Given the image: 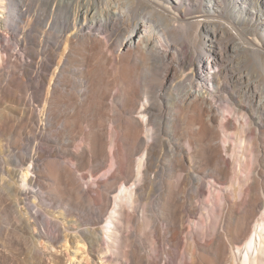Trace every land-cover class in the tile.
<instances>
[{"label":"bare ground","instance_id":"1","mask_svg":"<svg viewBox=\"0 0 264 264\" xmlns=\"http://www.w3.org/2000/svg\"><path fill=\"white\" fill-rule=\"evenodd\" d=\"M10 1L13 11L3 19V31L0 27V95L12 94L14 88L25 91L26 80L33 90L30 109L26 108L19 119L15 142L27 127L32 132L40 120L43 131L39 138L57 144H35L32 150L15 156H0V209L12 210L25 224L29 243L25 257L36 256V264H46L45 258L59 264H118L111 253L118 234L128 232L130 246L123 264H173L162 256L157 260L141 259L133 226L145 221L147 214L157 221L156 215L150 213L152 189L160 193L157 207L172 210L193 176L194 198L205 195L207 190L212 201L217 192L219 213L206 208L208 221L197 235L190 236L192 244L214 254L211 264H264V189L256 172L264 147V139L257 131L261 126L264 130V118L254 115V111L256 122L246 114L244 119H236L242 148H230L228 138L221 142V132L229 131L232 122L218 114L216 99L223 86L232 88L235 83L244 86L264 107V47L258 43L259 37L264 39V9L258 2L264 0H42L44 7L23 26L22 21L32 11L28 2L33 0ZM4 3L0 0V6ZM225 14L233 16V20H223ZM33 18L44 23L35 35H31ZM239 22L246 25L252 37L226 40L237 34L234 24ZM251 22L255 25H249ZM10 41L30 59L21 67L23 82L7 70L10 64L18 66L20 59L11 52ZM33 42L35 47L30 46ZM224 48H230L238 57L225 62ZM38 58L42 60L37 62ZM55 62L42 97L37 90L45 86ZM185 69L190 71L185 73ZM33 72H37L38 82ZM89 84L97 86L90 97ZM114 84L119 85V90L110 88ZM53 90L83 94L97 108L104 106L107 95H112L110 107L118 118L110 120L108 128L96 122L87 127L76 125L70 117L65 128L51 132L54 119L58 118L59 123L64 116L57 111L61 103L51 100ZM15 99L25 101L19 95ZM35 102H42V107H36ZM190 107L196 111L192 120L181 115ZM182 124L194 127L193 136L180 131ZM7 125L0 118V139L5 137ZM249 135V149H253L254 156L250 167L245 155L248 144L243 143ZM78 138L82 144L76 150L72 146ZM43 159L46 163L41 165ZM68 162L82 173L89 187H97L96 197L87 196ZM197 163L200 167L195 166ZM107 166L108 170L100 173ZM172 175H176L175 183L168 180L175 177ZM51 180L62 183L68 195L49 186L47 181ZM47 186L54 197L49 199L50 218L45 220L40 208L44 206L42 188ZM144 201L147 202L142 204ZM87 207L91 211L82 214ZM198 210L191 205L187 212L194 216ZM224 215L232 243L229 257L217 227ZM69 216H74L72 222L77 224L74 233H68L64 222ZM212 219L216 225L210 224ZM49 223L53 224L52 233ZM182 223L176 215L172 219L174 244L180 243ZM208 237V243H199V238ZM160 240L159 236L157 245ZM73 248V257L68 258L65 250ZM198 257L204 262L200 254ZM174 264L185 263L180 260Z\"/></svg>","mask_w":264,"mask_h":264},{"label":"rangeland","instance_id":"2","mask_svg":"<svg viewBox=\"0 0 264 264\" xmlns=\"http://www.w3.org/2000/svg\"><path fill=\"white\" fill-rule=\"evenodd\" d=\"M116 1V0H115ZM119 1H125V0H119ZM29 7L31 8V12L28 13L30 16H26L24 20L22 21V26L27 25L28 20L37 12V10L41 9L44 7V2L42 0H33L32 2H28ZM252 4L249 3V8L252 7ZM258 5L264 9V1L263 2H258ZM28 6H24L26 9ZM13 7L11 4L10 0H5V3L3 6H0V27H2L3 19L5 18L7 13H12ZM232 15L234 16V11L231 12ZM254 15V14H252ZM233 16L226 15L224 16L223 20L226 21H231L233 20ZM256 16V15H255ZM259 15H257L258 17ZM264 19V16L263 18ZM262 21V20H261ZM33 22H35L33 25L34 27L31 29V35L37 34L36 29H40V26H44V23H42L40 20H35L33 18ZM9 24V22H6ZM249 25H255L253 22L249 23ZM14 27V26H13ZM1 30H4V26L1 28ZM53 30H56V27L53 28ZM234 30L237 32V34H234L233 31H229L230 34L234 35H229L226 40H230L231 42L239 41L241 37H244L248 35V37H252L251 32L249 31L248 28H246L245 24H241L240 22L237 24H234ZM257 37V36H256ZM236 38V39H235ZM253 43V42H252ZM258 43L261 44L262 47H264V39L259 37ZM10 47H11V52L14 54H17L20 59L17 60L18 66H15L14 64H10L9 67L7 68L8 71L12 73L15 78L17 77L19 81L23 82L22 78V73H21V67L23 66L24 63L28 62L30 59L25 58V54H23V51L20 50L19 47H17L16 44H14L12 41L9 42ZM259 44V45H260ZM225 45V44H224ZM35 47V43L33 42L32 45ZM18 48V49H17ZM24 50V49H23ZM227 50V51H226ZM225 48L223 49V52H225V59L224 61L227 62L228 60H232L234 57H238L237 54L233 53L230 48L229 50ZM12 61H16V57L11 58ZM37 62L41 61L42 59H36ZM224 62V63H225ZM53 67L51 68L50 72L47 75V81L46 84L43 88H40L38 91L39 95L42 97H45V93L47 92V87L49 85V82L52 78V73L53 70L56 66V62L52 64ZM244 69V67H241ZM190 69H185V73H188ZM34 74V75H33ZM33 77L35 78L34 80L38 82L39 76L37 72H33ZM26 80V79H25ZM224 80V78H222ZM53 81L56 85V80L53 78ZM35 82V84H37ZM27 85V89L25 91H19L17 88H14V91L12 94H1L0 95V118H2L8 125L6 126V135L5 137H2L0 139V156L6 157V154L9 153L10 156H15L16 154L26 151V150H32L33 146L35 144H39L41 146H44L45 144L49 142H45L43 139L39 138V135H41V132L43 131V125L40 127V120L39 123L34 126V129L32 132H30V129H25L24 133L22 134V138L18 141L15 142V138H17V127L18 124H21L19 119H21L25 115V109L29 108L30 109V101H29V96L33 93V90L30 87V84L28 80L25 82ZM28 83V84H27ZM53 83V84H54ZM153 84H157L154 79H152ZM48 84V85H47ZM9 86V84H7ZM82 85V84H81ZM89 92L88 95L89 97L93 95V92L96 90L97 86L95 84H89ZM61 88H64L65 85L59 86ZM119 90V85H112L110 88L113 89V91ZM237 87V88H236ZM115 88V89H114ZM43 89V90H42ZM44 92V93H42ZM53 94V95H52ZM52 94L50 95L51 100H53V103L60 102V106L57 107L58 112H63L65 118L61 117L62 120L58 123V118L54 119L55 125L53 126V129L51 132H58L60 129L65 128V126L68 124L69 118L73 124L76 125H82L83 127H87L90 123L96 122V123H104L108 128H110L111 122L113 118H116L117 115L115 114V111L112 107V103L114 102L113 96L112 95H107L106 98L103 100V107L97 108L95 104L93 103L92 99L86 98L85 95L83 94H73V92H65L63 90L59 91H52ZM70 94V95H69ZM15 95L22 96L25 101L23 102H18L15 99ZM217 104L219 109L218 114L222 115L225 117L224 119L226 120H231L232 123H229L230 130L229 131H222V136H221V142L225 140V138L229 140L230 148L234 145L237 146L239 150L242 148V143L238 141V136L236 134V131H238V125L236 124V121L239 119H242L245 114L249 116L252 120L256 122V118L253 117L254 111L257 112V114L254 115H261L264 118V107H261L260 104L258 103V98L257 100L253 99L252 95L250 92L248 93L246 91V88L244 86H241V84L235 85L232 84V88L223 86V91L220 92L217 96ZM34 105L40 109L42 107V102H35ZM37 108L36 114L38 116V119H41V112ZM113 109V111H112ZM167 111H170V108L168 106L166 107ZM192 109V110H191ZM195 109L193 107H190V109H186L183 111L181 114L183 118L188 116L190 120L193 119V117L196 114ZM107 115V116H106ZM116 115V116H115ZM118 118V117H117ZM237 119V120H236ZM244 119V118H243ZM108 120V121H107ZM250 120L251 122H253ZM107 121V122H106ZM235 122L236 126L233 125ZM255 125H257L255 123ZM215 126L219 127V123L216 122ZM5 127V126H4ZM194 128L192 125L188 124H182L180 131L185 132L188 134H191L193 136V129ZM225 133V137H223ZM257 135L261 138L264 139V130L263 127L261 126L259 130L257 131ZM38 137V138H37ZM20 138V137H19ZM18 139V138H17ZM250 140V135L247 137V140L244 141L243 143L246 145V156H247V165L250 167L253 166L254 164L251 163V160L254 158L251 155H253L252 150L250 148V144L248 143ZM262 142V141H261ZM16 143H20L19 146L16 145ZM51 146L50 147H55L57 144L56 143H49ZM82 144L81 138H78L75 141V144L72 146L73 149H78ZM7 145V148H5ZM263 152L261 153L260 156V162L258 163V166L256 164V169L257 174L260 176L261 180V185L263 186L264 189V147H261ZM255 149V148H254ZM7 151V153H6ZM223 155H225V152L223 151ZM42 164L46 163V160H42ZM30 165V163H28ZM68 164L71 166L75 173V178L79 183L81 182V187L83 191L87 194L88 197H96L98 194L95 192L96 186L89 187L87 184L86 180L83 179L82 173L79 172L75 165L71 162H68ZM187 166L191 165V162L189 159L187 160ZM201 162H199L200 166ZM208 166V165H207ZM106 170H108V166L100 171V173H105ZM195 169H192V173L194 172ZM166 175H171L170 173H167ZM172 180L168 178L170 182L174 181V183L177 181L176 175ZM90 179H94L91 177ZM194 178L190 176V178L187 181V184L185 186V191L180 194L178 197L180 202L177 204V207L173 208L172 210L167 209V208H162L160 209L157 207L156 200L158 196L160 195L159 191L156 189H152L150 191V199L153 201L152 204V209L150 213H154L157 217V221H152L147 214L146 220L141 221L137 227L133 226V229L136 230V241L138 244V255L141 259L143 260H157L159 259L160 256L164 257V261L170 260L171 263H179L180 260L184 261L185 264H197L198 262L200 264H211L210 261L213 260L214 254H208L203 251L199 250L198 245L192 244L190 240L191 235H197L198 230H200L206 223H207V215H206V208L210 209V211H216L219 213V207H218V193H215L214 199L210 201L209 195L207 192V184L204 185V188L206 190V194L201 196L198 199H195V182ZM209 179H207L208 181ZM49 183V186H53L57 188L62 194L67 196L68 194L66 193V189L64 190V185L57 181H47ZM131 184L128 185V187L131 188ZM176 185V184H175ZM92 188V189H91ZM51 188L44 187L42 188V196H43V202L44 206L40 208V212H42V218L45 220H48L50 218V215L47 214L51 212V209L48 207V203L51 202V200L54 196L49 193L51 192ZM102 190V188H100ZM118 191V190H117ZM116 191V193H117ZM60 194V193H59ZM67 194V195H66ZM61 195V194H60ZM57 197H59L57 195ZM232 198H234V195H231ZM147 200V201H149ZM38 201V200H37ZM144 201L142 204H144ZM192 206H197L199 209L197 214L194 216H190V214L187 212V210ZM88 206H91L89 204ZM92 208V206H91ZM88 209V210H87ZM95 211V208L93 209ZM142 209H140L141 211ZM90 207L85 208V210L82 212V214L86 215L89 213ZM80 212V211H79ZM226 213V211H224ZM188 213V215H187ZM58 215V212L57 214ZM176 216L180 217L183 220L182 227L183 229L179 233L178 237L179 238V244H174L173 243V238L174 233L171 227L172 219ZM63 217V216H61ZM224 220L220 221L218 226V231L221 235H223V241L225 244H227L228 247V252H227V257L230 256L231 254V247L232 243L230 240V236L228 234L227 230V218L226 215H224ZM74 219V216H69L68 219H66L65 225L69 229L68 233H74L75 229L77 228V224L75 222H72ZM49 230L52 233L53 230V224L49 223ZM114 224H118V221H115ZM113 224V225H114ZM210 224H215L214 220L212 219ZM216 225V224H215ZM197 233V234H196ZM128 232H126L124 235H119L117 236V241L115 243V249L113 251L112 256L117 257V262L118 264H123L124 259L127 257V253L129 251L128 246H130L129 240H127L128 237ZM160 236L161 240L160 243L157 245L158 237ZM27 237H28V232L25 228V224L21 222V220L18 218V216L10 209H0V264H36L38 259L36 256L34 258H29L25 257V250L28 249L29 243H27ZM12 239L13 242L9 243V239ZM73 240V238H72ZM43 241H45L43 239ZM210 241V237H208L206 240L200 239L199 238V243L201 244H206ZM86 243V249H88V243ZM71 246V245H70ZM80 246V245H79ZM25 247V248H24ZM158 248V249H157ZM161 249V250H160ZM195 250V255H191L193 253V250ZM74 248L71 250H65V255L68 258H72ZM192 251V252H191ZM201 255L204 262L201 261V259L198 257V255ZM72 256V257H71ZM159 256V257H158ZM45 263L46 264H59L57 262L51 261L49 258H45Z\"/></svg>","mask_w":264,"mask_h":264}]
</instances>
